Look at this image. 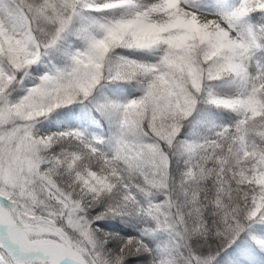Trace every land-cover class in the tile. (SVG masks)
Instances as JSON below:
<instances>
[{"label": "snow or ice", "instance_id": "6c2138e0", "mask_svg": "<svg viewBox=\"0 0 264 264\" xmlns=\"http://www.w3.org/2000/svg\"><path fill=\"white\" fill-rule=\"evenodd\" d=\"M0 264H264V0H0Z\"/></svg>", "mask_w": 264, "mask_h": 264}]
</instances>
